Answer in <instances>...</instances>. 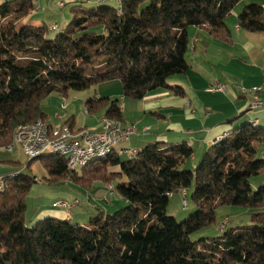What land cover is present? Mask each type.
Here are the masks:
<instances>
[{"label": "trees", "instance_id": "obj_1", "mask_svg": "<svg viewBox=\"0 0 264 264\" xmlns=\"http://www.w3.org/2000/svg\"><path fill=\"white\" fill-rule=\"evenodd\" d=\"M241 1L121 0L120 9L104 4L81 11L71 29L53 36L44 25H14L34 12V0L1 4L0 138L8 147L19 126L45 121L42 102L52 94L65 97L117 81L122 96L132 100L159 89L182 96L167 79L188 70V29L203 28L230 41L226 19ZM237 24L250 33L264 32V3L245 5ZM89 28L100 32L73 36ZM85 107L88 113L106 109L105 119L123 121L118 100L91 98ZM261 141L264 129L244 123L212 143L195 170L182 169L193 154L186 143L149 144L128 159L113 151L75 171L60 156H38L28 164L42 160L52 184L87 187L124 178L115 191L127 205L111 216L98 212L88 226L45 217L28 228L25 197L38 181L22 171L2 176L0 264H264V184L256 191L250 184L264 173L255 149ZM114 166L119 171L109 172ZM192 184L195 210L177 222L165 213L169 198ZM223 206L254 210L250 224L192 241L190 235L212 224Z\"/></svg>", "mask_w": 264, "mask_h": 264}, {"label": "crops", "instance_id": "obj_2", "mask_svg": "<svg viewBox=\"0 0 264 264\" xmlns=\"http://www.w3.org/2000/svg\"><path fill=\"white\" fill-rule=\"evenodd\" d=\"M37 2L38 0H34L35 4ZM243 4L236 6L226 19L230 33L228 42L213 38L203 28L188 29V50L185 54L188 70L184 74L172 75L167 79L168 85L182 89V96L159 89L141 100H132L122 96L121 86L117 81L107 82L97 85L93 92L86 94L72 95L68 92L65 97H48L42 105L45 122L51 126H70L72 130H101L106 109H102L100 118L95 113L87 112L86 101L91 98L118 100L123 115L122 123L134 125L136 134L131 136L128 142L115 144L114 152L118 154L120 149L126 148L136 153L154 143L160 144L162 148L186 143L193 151L191 158L184 163L188 166L187 169L197 165L212 143L240 125L252 121L256 128L264 129V108L252 110V96L240 92V87L257 88V96L264 103V32L250 33L238 27L237 15L248 3ZM32 20L29 18L26 24L37 26L33 25L35 22ZM217 85L223 87V90L209 91ZM74 99H77L78 104H74ZM50 104L55 106L53 110H49ZM54 112L58 114L55 115ZM145 127L149 129L144 130ZM6 141L7 139L0 138V177L20 171V162L16 155L24 156L23 149L19 147L7 151ZM255 149L256 158L264 161V141L256 143ZM119 157L129 158L125 154ZM108 171L117 173L119 168L114 166ZM262 177L257 183L250 181L251 187L264 184V175ZM110 188V184L104 185V190L109 191ZM104 192L100 188L94 193L89 190L85 193L78 190L69 191L60 186L45 191V194L57 198V202L64 199L68 202L77 201V205L81 197V201H90L89 195L97 199ZM184 195L182 193V196ZM54 201L52 203H57ZM93 207L98 210L97 206ZM81 216L82 212L71 217L64 209L48 207L40 209L34 221L43 217L70 222L80 217L84 221L85 217Z\"/></svg>", "mask_w": 264, "mask_h": 264}, {"label": "rangeland", "instance_id": "obj_3", "mask_svg": "<svg viewBox=\"0 0 264 264\" xmlns=\"http://www.w3.org/2000/svg\"><path fill=\"white\" fill-rule=\"evenodd\" d=\"M10 1L12 0H0V5L6 2H10ZM58 1L64 4L63 8L58 7L57 5ZM252 2L253 3L254 2L264 3V0H243L242 2H240L239 6L237 5L236 6L240 7L242 3L249 4ZM95 6L96 5L94 4V0H90V3L87 0H38V2L35 4L34 12L28 18L19 19L18 21H15L14 25H16L19 28L22 25H25L27 23V20L31 18L33 19L32 21L35 22V24L33 25H37V26L44 25L47 28H49L52 25H56L58 28V32L64 31L67 28L71 29V22L73 18L75 16L82 15L81 11H87ZM58 32H50V35L53 36L57 34ZM90 32L98 33L100 32V29L99 28H89L85 32L78 31L75 34H73V36L79 37L83 33H90ZM95 87L96 86H93L89 88L88 90L80 91V92L69 91V93H71L72 95H78V94H84V93L86 94L88 92H93ZM240 89L248 90V91L250 90L244 87H240ZM54 95L56 94H52L50 96H54ZM45 100L42 102V105L45 104ZM74 101H75L74 104H78L77 99H74ZM49 107H50L49 110H53L55 106L53 104H50ZM54 113L55 115L58 114L56 112ZM100 114H102V109L95 112L96 116L100 117L101 116ZM19 149L21 148L19 147ZM22 153L26 157V153L23 150H22ZM46 154H50V153L47 152ZM24 156L21 154L19 156L16 155V157L19 159V162H20L19 170L22 171L24 174L35 177L36 180L38 181V183L32 185L30 191L25 197L26 210L24 214V222L28 228L32 227L37 222V221H34L35 220L34 217L40 209L48 208V207L51 208V204L53 200L55 201L57 200V198L55 199L52 196H48L47 194H45V191L49 189H53L55 187L63 186L69 191L78 190V191H84V193L86 190H89L91 193H94V191L98 188L103 189V191H105L104 194L97 199L89 195L88 197L90 198V201L86 199H83V201H81L82 199L81 197L80 200H78L79 204L75 205V208L69 211L64 209L65 212L71 217L76 216V214L82 212L83 218L85 217L84 221H82V218L80 217L74 218V220L72 221V223L82 224V226H88L89 219L95 216L98 212H103L104 214L111 216L116 211H118L119 209L127 205L126 201L120 198L115 191V185L118 182L124 181V178H122L121 180L114 179L108 183L113 188L112 194H110L111 192L109 193V191L104 190V185H106V183H103L101 181H95L87 187L80 186L79 184L75 182L66 183L64 181L61 182L60 184H52L47 181L48 175H47L46 169L44 168V162L42 160H34L28 164L30 160L25 158ZM199 162L197 163V165L199 164ZM197 165L194 167H190L191 169H188V170H195ZM184 168L186 170L188 166H186L185 164L182 167V169ZM78 173L80 174V171H78ZM262 175H264V173H261L256 177H252L250 181L257 183L261 179ZM256 190H257V187L253 186L252 191H256ZM50 191H53V190H50ZM183 192L186 195L187 208H184L181 205V200L183 197L182 193H175L169 198V202L165 210L166 215L173 217L177 222H181L185 220L187 216L195 210V205L191 200V195L193 192V184L191 185L190 188L186 189ZM93 206H97L98 210L95 209V207ZM253 213H254V210L247 209L244 207H230V206L218 207L215 211L214 222L192 233L190 235V239L192 241H196L200 238H213V237H217L221 235L223 231L227 229L249 225L251 222V215Z\"/></svg>", "mask_w": 264, "mask_h": 264}, {"label": "built area", "instance_id": "obj_4", "mask_svg": "<svg viewBox=\"0 0 264 264\" xmlns=\"http://www.w3.org/2000/svg\"><path fill=\"white\" fill-rule=\"evenodd\" d=\"M90 3V0H87ZM110 2L118 4V0H94V4ZM58 7L63 8L64 4L60 1L57 3ZM57 29L56 25L51 26L52 32ZM257 88H252L249 91L240 89L242 94H248L252 96L250 104H252V110L258 108H264V103L257 96ZM209 91H221V86L217 85L214 88H210ZM39 125H46V132H38V126L36 129H29L26 127L22 128L18 133V139L20 140L21 148L26 151L27 159H35V156L45 149H52L53 151H66L68 152L67 163H65L66 168L70 171H75L78 162L83 160L88 154L98 153L102 146L110 144H121L128 142L130 137L136 134V129L134 125L123 124L114 120H104L102 118L101 130H72L68 127V135L63 136L61 140V147L49 148L47 147L48 138H54V133L57 130V126H51L47 122L43 121ZM145 127L144 130H148ZM128 155L132 158L136 153L131 149H120L121 155ZM3 189L0 188V192ZM110 191V190H109ZM77 201L62 203H52L51 207L54 209H66L72 210L76 205ZM181 205L187 207L186 196H183L181 200Z\"/></svg>", "mask_w": 264, "mask_h": 264}, {"label": "bare ground", "instance_id": "obj_5", "mask_svg": "<svg viewBox=\"0 0 264 264\" xmlns=\"http://www.w3.org/2000/svg\"><path fill=\"white\" fill-rule=\"evenodd\" d=\"M104 4H115L116 8L120 9L121 0H118V4L110 3V2H103V3H98V4H95V5L99 6V5H104ZM50 31H52L51 27H50ZM54 31H58V28L55 29ZM221 90H223V87H221ZM251 109H252V105H251ZM104 120H107V119H104ZM42 122L43 121H36L35 123H32V124L19 126L16 129L15 133H14L12 144L9 145L8 147H6V150L7 151H12L15 147H20L21 148L20 140L18 139V133L20 132V130H22V128H24L26 126L29 129H36L37 126H38V132H46V125H39ZM66 135H68V127H66V126H60L59 127V126H57V130L54 133V138H48V140H47V147H49V148L61 147V140L63 139V136H66ZM114 145L115 144L102 146V148L99 149L98 153L88 154V156H86L83 160H81L80 162L77 163L75 170L84 168V167H86L88 164H90L93 161L101 160V159L106 158L109 154L113 153ZM21 149H23V148H21ZM47 152H49L52 155L60 156V157L64 158L65 163H67L68 152H66V151H53L52 149H45V151H42L39 154H37V156H35V158L38 157V156L44 155ZM25 153H26V151H25ZM29 160L31 161L32 159H29ZM5 180L6 179L4 177H0V188H2V189H4V187H5ZM62 202L60 201V202H57V203H62Z\"/></svg>", "mask_w": 264, "mask_h": 264}]
</instances>
